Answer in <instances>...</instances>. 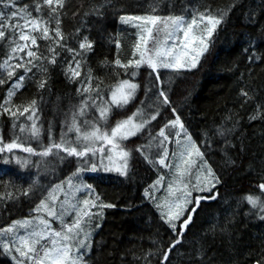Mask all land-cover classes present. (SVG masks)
Returning <instances> with one entry per match:
<instances>
[{
    "label": "snow or ice",
    "instance_id": "6c2138e0",
    "mask_svg": "<svg viewBox=\"0 0 264 264\" xmlns=\"http://www.w3.org/2000/svg\"><path fill=\"white\" fill-rule=\"evenodd\" d=\"M166 2L168 14H159ZM241 3L230 0L213 7L203 0H182L179 12H175L170 0H148L143 14H131L122 0H87L86 4L81 0L71 13L73 19L79 16L81 26L65 32L63 21L71 0H0V119L7 117L0 129L6 126L9 136L5 139L0 134V161L31 170L27 186L13 179L0 182V214L21 200L32 204L27 215L0 227V249L12 264H91L93 246L100 245L94 239L101 227L99 220L104 210L114 205L103 200L84 174L105 172L127 177L134 153L156 172L155 179L143 189L144 198L176 234L159 256L160 264H169L171 252L183 242L202 201L219 197L216 189L222 181L201 146L211 148L222 141L218 150L227 164H234L229 152L235 141L241 140L235 136L243 121L240 111L256 101L254 94L241 87L237 93L239 109L229 108L212 135L205 131L198 143L172 106L170 93L184 71L198 67L220 26ZM117 12L119 21L135 30L131 55L122 59V36L109 34L107 41L114 43L115 56L111 60L105 56L93 65L90 56L96 40L84 25L90 17L103 19ZM245 17L255 23V13L246 11ZM257 31L260 36L249 37L251 44L243 49L249 62L264 60V52L256 51L257 40H264V24ZM57 65L64 79L75 85L76 102L69 101L64 107L62 98L57 97L45 127L42 113L50 95L45 97L44 92H51V72ZM237 66L233 64V68ZM145 69L147 75L141 82ZM98 70L104 74L97 75ZM237 79L243 84V72ZM29 85L36 92L17 102ZM141 90L144 95L134 110L113 120L118 112H126L136 103ZM165 108L170 109L172 118L153 131ZM247 119L264 121V100L255 102ZM131 138L139 141L133 148L127 146ZM73 163L72 170L60 179L64 168ZM257 188V193H245L237 201L235 212L246 202L245 217L264 221V174ZM228 223L212 224L205 232L224 234ZM153 243L160 247L141 255L133 252V260L152 264L163 248L162 240L153 239ZM206 255V246L197 240L189 249L186 264H206ZM253 255L245 253L243 261L233 264L249 259L251 264H264V241L254 259Z\"/></svg>",
    "mask_w": 264,
    "mask_h": 264
},
{
    "label": "trees",
    "instance_id": "16d2710c",
    "mask_svg": "<svg viewBox=\"0 0 264 264\" xmlns=\"http://www.w3.org/2000/svg\"><path fill=\"white\" fill-rule=\"evenodd\" d=\"M21 3H28L30 0H20ZM175 6L173 11L179 12L182 0H170ZM195 3L196 0H189ZM205 4L213 7L229 3L230 0H203ZM81 0H71L68 16L64 18L63 30L73 31L80 27L79 16L73 19L72 12L80 6ZM87 3V0H84ZM127 12L131 14H143L146 10L148 0H122ZM256 14L255 23L245 17V12ZM159 14H168V3L166 2L163 11ZM109 13L103 19L90 17L84 27L88 30L91 38L96 40L94 53L90 56V62L96 65L97 61L107 56L110 60L116 54L114 43L109 44L107 36L109 34H120L122 40L121 58L127 59L130 55V44L134 39V29L122 24L118 17ZM264 24V0H242L239 7L235 8L226 23L219 28L213 43L207 54L202 58L196 69L184 71L182 76L176 80L175 86L170 93L172 106L176 107L182 116L188 132L193 139L199 143L204 139L203 133L212 135L214 126L219 124L228 109H239L240 100L237 93L241 87H245L250 95L254 94L255 102L264 100V60L249 62L248 57L243 54V49L251 44L249 37H259L257 29ZM252 48L249 47V52ZM256 51L264 52V40H257ZM2 55V52H0ZM238 66L233 68V64ZM251 69V73H249ZM145 69L139 80L143 82L147 75ZM243 72V84L238 81V77ZM100 70L97 75H103ZM51 92L45 91V97L50 98L45 110L42 113L45 127L47 120L52 116V106L57 97L62 98V105L67 107L69 101L75 103V85L68 83L60 72L59 65L51 72L50 80ZM36 92L34 86L29 85L16 98H31ZM141 90L136 99V103L127 108L126 112H118L113 120L121 116L130 114L139 97H143ZM255 102L245 105L240 111L243 121L236 137L234 148L229 155L235 161L234 164H227L224 156L218 150V145L222 141L213 144L211 148L202 145V150L206 152V158L216 170L222 183L217 186L219 197L215 200H203L199 210L195 213L193 222L187 227L183 235V242L179 244L170 255L169 264H186L189 249L195 246L197 240L206 246V264H233L235 260H244L245 253L260 251L261 242L264 241V221L256 219L254 216L245 217L244 208H248L246 202L243 203L240 211L235 212L237 201L241 200L245 193H257V185L261 175L264 174V121L257 119L248 121L247 115L252 112ZM171 111L165 108L161 116L153 124V131L158 129L166 119H171ZM0 123H7V117L0 119ZM59 118H57L58 134ZM5 139H8L7 127L0 129ZM46 141V136H45ZM139 141L131 138L127 142L129 148H133ZM241 147L243 150H241ZM21 154L20 150H15ZM26 155V154H24ZM131 167L127 177H121L117 173H85L89 182L93 183L98 193L106 203H112L114 207L104 210V217L101 227L95 232L94 239L100 245H94L89 259L91 264H139L133 260L132 253L141 255L143 251L160 247L154 244L153 239L163 241V248L160 253L152 258V264H160L159 256L163 249H166L171 240L176 239V234L161 221L158 212L152 203L143 196V189L156 177V172L150 168L137 154L134 153L130 162ZM74 163L64 168L63 175H67L72 170ZM30 169H19L13 163L5 164L0 161V182L13 179L17 184L27 186L31 179ZM55 183V179L52 180ZM2 190V186H0ZM227 202V203H226ZM3 205H0L2 208ZM32 204L27 200H21L16 205L9 204L6 213L0 214V227H4L13 219L22 218L28 214ZM228 221V231L224 234L217 232L215 235L206 233L205 230L212 224L223 226ZM178 253H184L180 256ZM123 254V256H122ZM0 264H12L11 258L3 254L0 249ZM244 264H251V259L244 261Z\"/></svg>",
    "mask_w": 264,
    "mask_h": 264
},
{
    "label": "rangeland",
    "instance_id": "374dc122",
    "mask_svg": "<svg viewBox=\"0 0 264 264\" xmlns=\"http://www.w3.org/2000/svg\"><path fill=\"white\" fill-rule=\"evenodd\" d=\"M85 175V174H84ZM162 194V193H161ZM99 222H100V220H99ZM101 223V222H100ZM97 231V230H96Z\"/></svg>",
    "mask_w": 264,
    "mask_h": 264
}]
</instances>
